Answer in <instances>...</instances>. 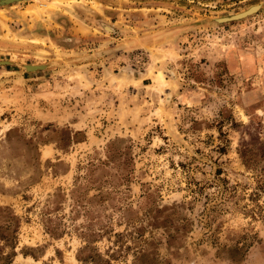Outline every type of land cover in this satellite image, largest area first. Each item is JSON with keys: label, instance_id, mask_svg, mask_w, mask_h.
Masks as SVG:
<instances>
[{"label": "rangeland", "instance_id": "obj_1", "mask_svg": "<svg viewBox=\"0 0 264 264\" xmlns=\"http://www.w3.org/2000/svg\"><path fill=\"white\" fill-rule=\"evenodd\" d=\"M0 208V264H264V0L0 4Z\"/></svg>", "mask_w": 264, "mask_h": 264}, {"label": "trees", "instance_id": "obj_2", "mask_svg": "<svg viewBox=\"0 0 264 264\" xmlns=\"http://www.w3.org/2000/svg\"><path fill=\"white\" fill-rule=\"evenodd\" d=\"M0 210H3V209L0 208ZM17 229H18V225L15 226V229L13 230V234H16ZM4 241L6 242V244H9L11 239H10L9 236H7V237H4ZM14 247L15 246H12V250L14 249ZM14 255H15L14 251H11L10 254L5 255L6 256L5 259H7V263L6 264H11L12 263ZM88 260H89L90 264H94L95 263V258L93 256L88 257ZM82 261L84 263H87V260H85V259H83Z\"/></svg>", "mask_w": 264, "mask_h": 264}, {"label": "water", "instance_id": "obj_3", "mask_svg": "<svg viewBox=\"0 0 264 264\" xmlns=\"http://www.w3.org/2000/svg\"><path fill=\"white\" fill-rule=\"evenodd\" d=\"M4 1H5V0H0V4H6V3H9V2L14 1V0H9V1H7V2H4ZM254 10H255V8H251V9H249V10L246 11V12H243V13H240V14H237V15H234V16H232V17L229 18V19H240V18H243L244 16H246V15L252 13ZM217 21H219V22L227 21V18L218 19Z\"/></svg>", "mask_w": 264, "mask_h": 264}, {"label": "bare ground", "instance_id": "obj_4", "mask_svg": "<svg viewBox=\"0 0 264 264\" xmlns=\"http://www.w3.org/2000/svg\"><path fill=\"white\" fill-rule=\"evenodd\" d=\"M7 1H9V0H5L4 2H7Z\"/></svg>", "mask_w": 264, "mask_h": 264}]
</instances>
